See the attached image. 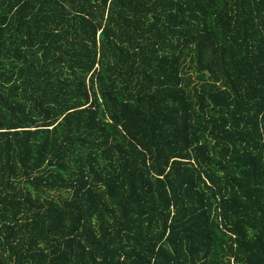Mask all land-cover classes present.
<instances>
[{
	"label": "trees",
	"instance_id": "trees-1",
	"mask_svg": "<svg viewBox=\"0 0 264 264\" xmlns=\"http://www.w3.org/2000/svg\"><path fill=\"white\" fill-rule=\"evenodd\" d=\"M0 264H264V0H0Z\"/></svg>",
	"mask_w": 264,
	"mask_h": 264
}]
</instances>
